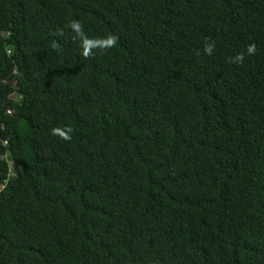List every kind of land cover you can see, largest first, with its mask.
<instances>
[{"label":"trees","instance_id":"1","mask_svg":"<svg viewBox=\"0 0 264 264\" xmlns=\"http://www.w3.org/2000/svg\"><path fill=\"white\" fill-rule=\"evenodd\" d=\"M0 264H264V0H0Z\"/></svg>","mask_w":264,"mask_h":264},{"label":"rangeland","instance_id":"2","mask_svg":"<svg viewBox=\"0 0 264 264\" xmlns=\"http://www.w3.org/2000/svg\"><path fill=\"white\" fill-rule=\"evenodd\" d=\"M5 94H7L12 99L18 100L19 99V93H18V87L15 84H11L8 89L5 91Z\"/></svg>","mask_w":264,"mask_h":264}]
</instances>
